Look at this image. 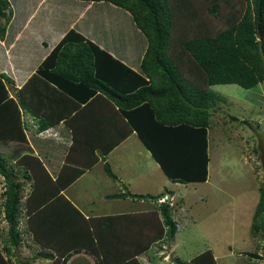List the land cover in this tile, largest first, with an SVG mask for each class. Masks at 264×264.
<instances>
[{
	"label": "trees",
	"instance_id": "obj_1",
	"mask_svg": "<svg viewBox=\"0 0 264 264\" xmlns=\"http://www.w3.org/2000/svg\"><path fill=\"white\" fill-rule=\"evenodd\" d=\"M82 1L128 11L146 39L144 54L136 70L72 28L20 88L0 72V145L11 149L0 150V214L7 223L0 264H18L24 234L36 254L23 264L39 258L67 264L74 252L90 254L96 264H142L138 256L153 244L174 240V204L164 200L148 211L86 216L63 190L134 132L171 180L205 182L210 130L226 101L212 87L264 83V0ZM12 17L10 0H0L2 40ZM26 114L40 132L60 122L71 131L55 178L28 140ZM256 152L264 171L261 146ZM104 168L118 180L108 161ZM258 189L251 231L264 237V182ZM128 196L157 202L162 195H109ZM175 258L174 264H218L210 248L190 260Z\"/></svg>",
	"mask_w": 264,
	"mask_h": 264
},
{
	"label": "rangeland",
	"instance_id": "obj_2",
	"mask_svg": "<svg viewBox=\"0 0 264 264\" xmlns=\"http://www.w3.org/2000/svg\"><path fill=\"white\" fill-rule=\"evenodd\" d=\"M121 21L120 19L119 22ZM112 22L116 23L118 19ZM130 22L131 24L123 25L127 34L136 31L132 17ZM132 24L134 27H131ZM113 28H122V26L115 24L110 29ZM101 29L102 27H99L97 33L105 38L104 31L102 32ZM142 35L141 33L140 36L134 35L136 46L139 45L138 41L142 47L146 46V39L144 40ZM260 85L262 84L251 88V92L237 84H220L212 87L216 92L227 97L230 96L227 98L228 102L225 101L218 107L224 111L223 122L232 125L233 129L224 132L223 137L227 141H220L219 138L210 141L209 175L211 179L209 178L207 184L175 185L171 180L161 176L162 174L159 175L158 171L160 170L157 166V170L151 168V165H155L156 162L136 136L131 139V142H136L138 145L134 143L127 149H120L114 154L113 161H118L117 164H114V168L129 180L130 187L126 185L125 191L130 189L133 192L157 195L165 192L164 186L175 191L173 196L170 194V199L169 195L165 193L157 201L159 203L168 200L174 204L173 216L177 221L178 230L174 240H161L157 246L154 244L155 246H151L150 251L147 252L151 254L152 251H156L158 246L166 251L162 254L164 259H167L166 263L161 259L160 262L156 261V264H174L175 257L190 260L209 248L213 250L218 264H264V237L251 231L253 213L259 201L258 187L264 182L262 170L255 178L257 166L262 167V165L253 154V148L256 147L258 150L261 143L264 142V98L259 96ZM256 93L257 95L253 96ZM219 119L222 120L221 111L214 116L215 126L220 123ZM219 125L221 126V123ZM236 128L239 132L234 130ZM240 134L244 135V143L239 138ZM0 150L8 152L11 149L7 145H0ZM62 152L58 154L62 155ZM255 161L256 165H254ZM126 163L129 167H126ZM254 166H256L255 170ZM100 175L99 171L89 174L75 189L82 191L89 187L90 193L105 191L104 183L99 182L100 179L97 178ZM1 181L0 179V183ZM27 187L28 185L24 188L25 195ZM126 203L122 204L126 205ZM128 206L130 210L125 211L143 208L141 204ZM116 207L118 205L115 202H107L104 211L110 213ZM6 228L7 224L3 223L0 214V240L2 232H6ZM20 228L24 233V217ZM24 235L18 248L19 252L16 253L19 259L18 264L31 260L36 254V246L31 238L29 235ZM163 244H166V247H163ZM170 246L174 252L169 251ZM252 253H256L257 256ZM46 263V260L40 258L31 262V264Z\"/></svg>",
	"mask_w": 264,
	"mask_h": 264
},
{
	"label": "crops",
	"instance_id": "obj_3",
	"mask_svg": "<svg viewBox=\"0 0 264 264\" xmlns=\"http://www.w3.org/2000/svg\"><path fill=\"white\" fill-rule=\"evenodd\" d=\"M10 2L13 9V17L7 27L5 38L3 40L0 39V72H5L10 75L14 79L15 86L17 88H20L28 81L44 58L52 51V49L66 34V32L72 28L82 33L86 38L97 43L102 49L108 51L113 56L127 63L132 68L139 70L140 60L144 54L146 46H141L138 48V46L135 45L136 43L134 38L136 37L134 35L137 34V36H139L140 32L139 29L134 27L133 24L131 27H134L136 31L133 33L129 32L128 34L125 33L126 28L123 27V25L126 26L127 23L131 24V15L128 11L105 1L89 2L82 0H10ZM115 19H118V22H112ZM120 19L122 20L121 22H119ZM115 24H120L122 28L110 29L111 27L115 26ZM110 25L113 26L110 27ZM99 27H102L101 30L102 32L104 31L105 38H102L100 34L97 33V29ZM106 34L109 35L107 36ZM97 36L100 38L97 39ZM101 41L106 43H101ZM260 84L262 85H260L261 89L259 90V96L264 98V83ZM249 90V92H251V89ZM256 95L257 93L255 95L253 94V96ZM223 96L226 98V102H228L227 98H230V96ZM220 111L222 114V120L219 119L221 120L219 121L221 126L219 125L220 123H218V126H215V124L213 125V128L210 130V138L213 140L219 138L220 141L225 142L227 140L223 137L224 132L230 131L231 128L233 129V126L223 122L225 117L223 116L224 111L222 108L220 107L216 113ZM25 119L28 126L26 134L32 148L34 149L35 153L42 158L47 169L55 178L62 164L64 163L65 156L72 143L71 131L63 122H60L58 125L40 132L37 130L38 124L34 117L26 114ZM234 130L239 132L237 128ZM135 136L139 139L140 143L146 148V150L149 151V149L143 144V142L134 132L125 140L120 142L117 146H115L106 156L105 160L100 158L97 164H95L92 168L87 169L86 172H84L72 185L63 190V194L86 216L117 215L124 213L143 212L155 208V206L158 204L156 201L150 199L149 201L153 202L148 203L149 201L144 198L132 199L130 196L125 198L109 197L110 194L125 191V188L127 187L126 185L129 186V180L120 175L117 169L114 168V164H117L118 161L114 162L113 156L120 149L124 150L125 148L127 149V147L134 145L136 142L132 143L131 139H133ZM239 138L241 142L244 143V135H241ZM136 144L138 145V143ZM60 152H62V155L58 154ZM253 152L257 161L260 160L259 155L256 152V147L253 148ZM151 157L154 159L152 154ZM105 161L109 162L112 170L117 175V181L113 180L106 173L104 168ZM154 161L156 163L155 165H151V168L157 170V166V168L160 170L158 171L159 175L162 174L161 176L171 180L164 173L160 164L155 159ZM254 165H256V161ZM260 165H262V162ZM209 166L210 162L208 165V179L205 182H190L187 184L198 185L209 183ZM126 167H129L127 163ZM255 167L256 166H254V170ZM259 167L257 166L258 170L255 172V178L258 177L257 174L260 173V170L263 171V167ZM96 171H99L101 174L97 178L100 179L99 182L104 183L106 189L105 191L103 190L98 193H90L91 189H89V187H87L85 190L82 189V191L75 189L77 185L83 179H85V177H87L89 174L96 173ZM171 181L175 185L184 184L180 182H174L173 180ZM31 184L32 182L30 181L28 183L27 190H25L26 195L31 190ZM164 189L165 192L162 194L166 193L169 195L171 194L169 191H174L173 189H169L166 186H164ZM129 191L134 194L154 195L145 194V192H133L130 189ZM170 196L171 195H169V199ZM107 202H115L118 207H116L114 211L106 213L104 208L107 207ZM122 203H126V205ZM130 203L137 206L141 204L143 208H141V210L133 209L134 211H125L130 210L128 208V205H131ZM1 215L3 218V214ZM3 223L7 224L5 220H3ZM159 242L160 241L156 242L155 245L157 246ZM163 247H166V244H163ZM149 249H151V247ZM169 251L174 252L171 246ZM147 252L138 256V259L142 264H156V261L160 262L161 259H163V262L166 263L167 259H164L162 256V254H164L166 251H164L162 247L160 248V246H158L156 251H152L151 254H148ZM147 254L148 256H146ZM67 264H96V262L93 256L90 254L85 252H74L71 254Z\"/></svg>",
	"mask_w": 264,
	"mask_h": 264
},
{
	"label": "water",
	"instance_id": "obj_4",
	"mask_svg": "<svg viewBox=\"0 0 264 264\" xmlns=\"http://www.w3.org/2000/svg\"><path fill=\"white\" fill-rule=\"evenodd\" d=\"M261 148H262V150H263V155H264V142L261 143ZM169 195H170V194H169Z\"/></svg>",
	"mask_w": 264,
	"mask_h": 264
}]
</instances>
